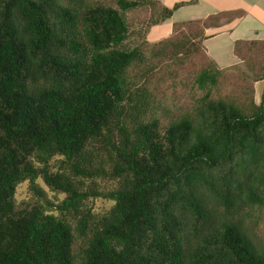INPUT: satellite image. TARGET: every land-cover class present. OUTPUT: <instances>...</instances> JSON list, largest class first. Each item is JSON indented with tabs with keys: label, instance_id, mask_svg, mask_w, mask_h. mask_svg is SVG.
<instances>
[{
	"label": "trees",
	"instance_id": "trees-1",
	"mask_svg": "<svg viewBox=\"0 0 264 264\" xmlns=\"http://www.w3.org/2000/svg\"><path fill=\"white\" fill-rule=\"evenodd\" d=\"M185 4L0 0V264H264V42H234L244 97L221 91L201 45L227 14L160 45L178 66L200 58L183 111L129 75L145 58L127 14L153 27Z\"/></svg>",
	"mask_w": 264,
	"mask_h": 264
},
{
	"label": "rangeland",
	"instance_id": "rangeland-1",
	"mask_svg": "<svg viewBox=\"0 0 264 264\" xmlns=\"http://www.w3.org/2000/svg\"><path fill=\"white\" fill-rule=\"evenodd\" d=\"M104 1L113 2V0ZM127 19L131 29L125 43L129 47H139L145 58L144 64L133 66L129 71V75L133 76V81L137 86L145 88L152 98L160 102L163 109L174 113L183 111L190 103V79L193 72L199 68L200 58H198L199 56H194L191 59L189 58L183 66H178L169 59L171 56L169 47H163L165 52H162L161 48L168 40L175 42L182 39L189 43L190 25L187 24L186 29H173V24L164 25V23L149 27V24H147L148 14L144 10L128 13ZM178 19L179 15H175L174 20L177 21ZM223 21H226V19H223L221 23ZM161 44L162 46H160ZM150 67L153 69L151 72L146 73L145 70ZM224 77L221 82V91L231 93L233 97H244L243 95L250 90L247 72L243 63L237 67L225 69ZM253 99L256 103L259 100V98L255 97V92L253 93ZM35 183L52 204H57L63 199L62 194L50 191L41 180H36ZM31 197V193L28 190V182H23L16 187V201L26 200ZM90 205L95 212L101 213L107 210L111 203L103 200H92Z\"/></svg>",
	"mask_w": 264,
	"mask_h": 264
},
{
	"label": "crops",
	"instance_id": "crops-1",
	"mask_svg": "<svg viewBox=\"0 0 264 264\" xmlns=\"http://www.w3.org/2000/svg\"><path fill=\"white\" fill-rule=\"evenodd\" d=\"M157 1L165 8H173L178 3H186L174 10L171 18L166 20L164 25L204 20L217 14L232 16L231 19L226 20L227 22L223 21L219 29H209L207 38L201 44L205 54L219 69H230L241 64V61L233 53L234 42H264V0ZM175 15H179L177 21L174 20ZM262 85V82L254 83L256 98H260Z\"/></svg>",
	"mask_w": 264,
	"mask_h": 264
}]
</instances>
